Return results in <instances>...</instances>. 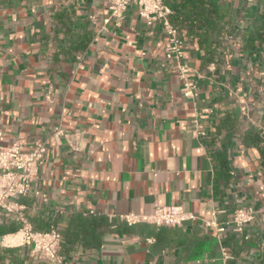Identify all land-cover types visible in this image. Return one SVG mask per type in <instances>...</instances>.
<instances>
[{"label": "crops", "instance_id": "0c3cea01", "mask_svg": "<svg viewBox=\"0 0 264 264\" xmlns=\"http://www.w3.org/2000/svg\"><path fill=\"white\" fill-rule=\"evenodd\" d=\"M213 1L231 28L227 62L217 74L188 42L191 99L136 6L116 26L107 0H0V145L46 143L20 203L36 230H60L68 264H264V0ZM169 206L196 219H123ZM241 207L256 212L244 235L204 224ZM18 231L0 236V264H48Z\"/></svg>", "mask_w": 264, "mask_h": 264}, {"label": "built area", "instance_id": "2783aa9c", "mask_svg": "<svg viewBox=\"0 0 264 264\" xmlns=\"http://www.w3.org/2000/svg\"><path fill=\"white\" fill-rule=\"evenodd\" d=\"M110 15L106 24L113 22L119 26L125 18L129 7L134 5L138 15L147 27L160 26L167 37L165 57L168 61H175V69L184 82V96L191 99L198 97V88L190 80L191 70L185 63L190 38L185 30L173 24V11L164 0H107ZM52 137L59 141L70 140L61 127L55 128ZM72 144V141H70ZM47 145L39 142L33 149L25 150L21 142L9 147L0 145V223L4 219H11L19 225L21 245L31 249V253L48 264H68L60 253L63 236L56 227L47 230H36L27 215V207L20 203V199L33 193V186L37 179L39 168L44 164ZM40 195V193H36ZM46 200V196H42ZM221 211H214L204 224L207 228L220 236L231 228L235 233L244 235L246 228L256 219V212L252 207L237 208L225 221L219 222ZM123 219L128 224L148 223L157 227H181L196 217L185 212L181 207H156L149 216L129 214Z\"/></svg>", "mask_w": 264, "mask_h": 264}, {"label": "trees", "instance_id": "16d2710c", "mask_svg": "<svg viewBox=\"0 0 264 264\" xmlns=\"http://www.w3.org/2000/svg\"><path fill=\"white\" fill-rule=\"evenodd\" d=\"M173 11L172 22L185 30L191 42H197L203 51L204 63L214 64L216 73L222 72L227 62L226 51L231 28L228 21L221 15V10L213 0H164ZM222 163V162H221ZM222 163V169H225ZM10 228L0 227V236L9 232H17L19 225L10 223Z\"/></svg>", "mask_w": 264, "mask_h": 264}]
</instances>
